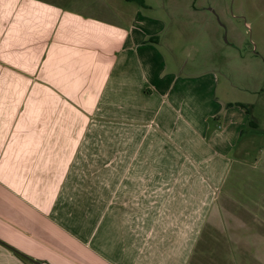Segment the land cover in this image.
<instances>
[{
    "label": "crops",
    "instance_id": "1",
    "mask_svg": "<svg viewBox=\"0 0 264 264\" xmlns=\"http://www.w3.org/2000/svg\"><path fill=\"white\" fill-rule=\"evenodd\" d=\"M32 1L0 0V264H264V223L218 201L246 120L215 129V70L171 68L139 6L78 31Z\"/></svg>",
    "mask_w": 264,
    "mask_h": 264
},
{
    "label": "rangeland",
    "instance_id": "2",
    "mask_svg": "<svg viewBox=\"0 0 264 264\" xmlns=\"http://www.w3.org/2000/svg\"><path fill=\"white\" fill-rule=\"evenodd\" d=\"M39 1L44 2V6L36 12L44 9L45 17L51 16L62 24L72 23L71 29L78 31L98 29L95 27L100 25L99 22H113L117 15L131 19V7L139 6L146 14L164 21L165 30L158 46L171 68L191 74L215 70L219 78V97L246 108L230 106L236 109L229 113L224 123L223 117L230 109L225 106L227 109L215 116L217 120L211 121L216 125L215 129L219 128V122L220 126L240 130L246 120L228 175L217 191L218 201L224 203L227 212H252L254 227L257 222L264 223V0H142L143 6L127 0ZM29 4L32 6L34 2L29 0ZM69 39L80 41L74 36ZM63 41L70 44L68 40ZM75 54L80 56L82 53ZM38 76L45 79L50 89H59L52 76ZM62 96L59 94L58 98ZM80 112L78 108V114ZM86 112L89 116L90 109ZM96 113L91 115L92 128L118 124V118L115 120L113 115ZM235 114L237 116H232ZM112 141L109 140L104 152L109 153L112 149ZM93 148L99 154L100 147ZM194 174L190 169L188 178H202L204 172L199 169ZM179 177L180 171L173 169V183L180 181ZM171 191L176 194L174 186L164 193Z\"/></svg>",
    "mask_w": 264,
    "mask_h": 264
},
{
    "label": "trees",
    "instance_id": "3",
    "mask_svg": "<svg viewBox=\"0 0 264 264\" xmlns=\"http://www.w3.org/2000/svg\"><path fill=\"white\" fill-rule=\"evenodd\" d=\"M127 1H134V2H136V3H138V4L142 5V6L144 5V3H143L142 0H127ZM156 39H158V36L150 37L149 39H147V41H149V42H155ZM232 105H237V106H240L242 108H245L244 106L240 105V103H235V102L231 103V102H229V103L226 104L227 107H230Z\"/></svg>",
    "mask_w": 264,
    "mask_h": 264
},
{
    "label": "water",
    "instance_id": "4",
    "mask_svg": "<svg viewBox=\"0 0 264 264\" xmlns=\"http://www.w3.org/2000/svg\"><path fill=\"white\" fill-rule=\"evenodd\" d=\"M35 264H40V262H38V261H36V262H34Z\"/></svg>",
    "mask_w": 264,
    "mask_h": 264
}]
</instances>
